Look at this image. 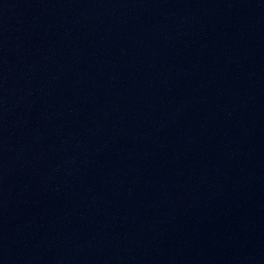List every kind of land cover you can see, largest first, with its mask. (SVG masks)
Returning a JSON list of instances; mask_svg holds the SVG:
<instances>
[{"label": "water", "instance_id": "obj_1", "mask_svg": "<svg viewBox=\"0 0 264 264\" xmlns=\"http://www.w3.org/2000/svg\"><path fill=\"white\" fill-rule=\"evenodd\" d=\"M0 264H264V0H0Z\"/></svg>", "mask_w": 264, "mask_h": 264}]
</instances>
